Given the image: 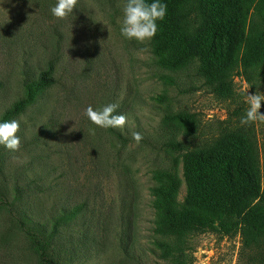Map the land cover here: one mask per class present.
<instances>
[{
	"label": "rangeland",
	"instance_id": "374dc122",
	"mask_svg": "<svg viewBox=\"0 0 264 264\" xmlns=\"http://www.w3.org/2000/svg\"><path fill=\"white\" fill-rule=\"evenodd\" d=\"M123 2L77 0L59 19L50 11L56 0H0V120L27 79L49 60L56 67L53 87L14 118L19 150L0 146V197L12 207L0 211V264H40L19 220L33 232L57 225L61 264H264V232L247 218L264 207V123L240 125L247 94H264V63L253 53L264 37V0L166 4L157 35L143 44L120 35ZM217 10L232 23L247 18L243 48L209 21ZM160 59L181 69H162ZM109 103L126 117L123 131L87 119L88 106ZM180 112L193 116L185 136L175 133L177 119L163 124ZM172 134L184 147L168 149ZM227 137L260 196L236 209L206 202L192 215H161L153 189L169 186L185 203L184 156ZM173 158L169 178L155 174Z\"/></svg>",
	"mask_w": 264,
	"mask_h": 264
},
{
	"label": "trees",
	"instance_id": "16d2710c",
	"mask_svg": "<svg viewBox=\"0 0 264 264\" xmlns=\"http://www.w3.org/2000/svg\"><path fill=\"white\" fill-rule=\"evenodd\" d=\"M163 1L170 7H180L184 3V0ZM207 16L209 17V21L217 28L221 37L229 38L231 43L236 47H244L246 17H240L232 23L221 16L218 10ZM259 46L260 48L255 49L253 53L258 57V61L264 63V37L260 38ZM242 61L244 65H248L249 63L246 56ZM206 62L208 65L210 60ZM158 64L162 69H169L172 72H179L178 70L181 69L177 68L180 66L173 65L165 59H160ZM55 68V61L49 60L45 69L40 71L37 77L27 79L23 84V97L16 100L4 112L0 121H10L18 118L28 107L38 104L40 95L47 92L55 84ZM206 77L208 83L211 85L213 80L212 74L209 72ZM192 117L184 112H180L175 116L167 115L163 118V124L168 128H172L169 124H174L173 121L177 119V125L174 124L175 126H173L176 129L175 133L178 131L179 134L185 136L186 131L183 124L191 122ZM171 137L172 141L168 149L173 148L175 150L184 147L183 143L178 138L176 139V134H172ZM119 138L124 140L122 134H119ZM233 142V139L227 137L220 140V143L209 151H188L182 160L188 185L187 195L184 199L185 203H180L175 195L171 193L170 187H166L163 184L153 189L159 196L156 200V210L161 215H192L195 214L194 211L197 209L205 207L206 202L224 205L231 204V208L236 209V204L240 203V201L245 202L257 199L260 196V187L254 181V175L243 166L242 158L234 150ZM168 149L166 150V154L168 153ZM178 165L179 161L173 158L171 167L158 169L155 171V174L169 178L172 171L178 168ZM4 208L12 212L10 203L1 196L0 211ZM247 218L250 224L264 232V207L260 203L249 210ZM19 224L27 232L33 245H35L40 264H61L56 254L57 243L54 240L57 225L48 233L43 227H37L36 232L30 231L21 220H19ZM245 242L247 245L250 244L249 239H246Z\"/></svg>",
	"mask_w": 264,
	"mask_h": 264
},
{
	"label": "clouds",
	"instance_id": "9594fccd",
	"mask_svg": "<svg viewBox=\"0 0 264 264\" xmlns=\"http://www.w3.org/2000/svg\"><path fill=\"white\" fill-rule=\"evenodd\" d=\"M77 5V0H56L51 7V14L59 19H64ZM167 5L163 0H124L120 21V35L128 41L145 43L151 41L158 32V22L167 16ZM247 108L240 118V125L245 126L252 123H264V113L260 111L264 103V94H247L245 98ZM116 104H106L97 108L91 105L85 110L87 119L96 127L103 129H121L126 123L124 115L115 114ZM20 124L17 120L0 121V146L16 152L20 148L19 132ZM133 139L139 142L142 137L139 133L133 134Z\"/></svg>",
	"mask_w": 264,
	"mask_h": 264
}]
</instances>
